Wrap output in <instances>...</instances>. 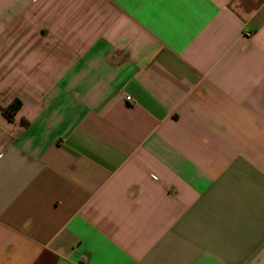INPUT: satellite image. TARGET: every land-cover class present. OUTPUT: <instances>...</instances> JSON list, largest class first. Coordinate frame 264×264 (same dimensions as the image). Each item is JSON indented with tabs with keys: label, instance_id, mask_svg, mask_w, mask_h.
<instances>
[{
	"label": "crops",
	"instance_id": "obj_1",
	"mask_svg": "<svg viewBox=\"0 0 264 264\" xmlns=\"http://www.w3.org/2000/svg\"><path fill=\"white\" fill-rule=\"evenodd\" d=\"M0 264H264V0H0Z\"/></svg>",
	"mask_w": 264,
	"mask_h": 264
},
{
	"label": "trees",
	"instance_id": "obj_2",
	"mask_svg": "<svg viewBox=\"0 0 264 264\" xmlns=\"http://www.w3.org/2000/svg\"><path fill=\"white\" fill-rule=\"evenodd\" d=\"M21 103L19 100H15L10 103L7 107L2 108V115L8 120L13 121L16 112L19 110Z\"/></svg>",
	"mask_w": 264,
	"mask_h": 264
},
{
	"label": "built area",
	"instance_id": "obj_3",
	"mask_svg": "<svg viewBox=\"0 0 264 264\" xmlns=\"http://www.w3.org/2000/svg\"><path fill=\"white\" fill-rule=\"evenodd\" d=\"M126 100H127V101H130V100H131V98H130V97H126Z\"/></svg>",
	"mask_w": 264,
	"mask_h": 264
}]
</instances>
